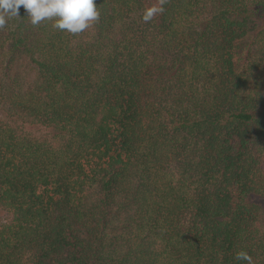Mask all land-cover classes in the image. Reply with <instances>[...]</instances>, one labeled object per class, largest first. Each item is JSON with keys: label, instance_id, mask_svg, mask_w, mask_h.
Masks as SVG:
<instances>
[{"label": "trees", "instance_id": "1", "mask_svg": "<svg viewBox=\"0 0 264 264\" xmlns=\"http://www.w3.org/2000/svg\"><path fill=\"white\" fill-rule=\"evenodd\" d=\"M156 3L0 29V264H264V0Z\"/></svg>", "mask_w": 264, "mask_h": 264}, {"label": "clouds", "instance_id": "2", "mask_svg": "<svg viewBox=\"0 0 264 264\" xmlns=\"http://www.w3.org/2000/svg\"><path fill=\"white\" fill-rule=\"evenodd\" d=\"M166 2L167 0H158V3L147 7L142 20L147 23L157 14L163 13ZM21 5L33 26L49 20L53 21L54 29L73 35L84 32L100 18L96 0H0V29L6 26L9 18L19 16ZM234 259L237 262L253 264L252 256L245 250L237 251Z\"/></svg>", "mask_w": 264, "mask_h": 264}, {"label": "rangeland", "instance_id": "3", "mask_svg": "<svg viewBox=\"0 0 264 264\" xmlns=\"http://www.w3.org/2000/svg\"><path fill=\"white\" fill-rule=\"evenodd\" d=\"M2 216H4V213L0 212V222H1V220H3Z\"/></svg>", "mask_w": 264, "mask_h": 264}]
</instances>
